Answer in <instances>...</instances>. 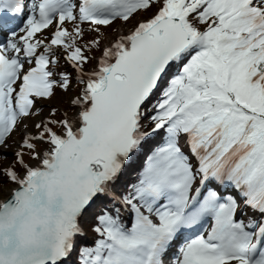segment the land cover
I'll return each instance as SVG.
<instances>
[{"label": "snow or ice", "instance_id": "1", "mask_svg": "<svg viewBox=\"0 0 264 264\" xmlns=\"http://www.w3.org/2000/svg\"><path fill=\"white\" fill-rule=\"evenodd\" d=\"M13 147L0 264H264V0H0Z\"/></svg>", "mask_w": 264, "mask_h": 264}, {"label": "trees", "instance_id": "2", "mask_svg": "<svg viewBox=\"0 0 264 264\" xmlns=\"http://www.w3.org/2000/svg\"><path fill=\"white\" fill-rule=\"evenodd\" d=\"M147 15H149V13L147 14ZM72 27V26H71ZM71 29V28H70ZM109 31H111V29L109 30ZM61 67H63L66 71H69V72H72L73 70L70 68V67H68L66 64H64V66L63 65H61ZM77 91L78 90H73V91H70V92H68V93H66V94H69V96L71 97V95L72 94H76L77 93ZM59 93H62L61 91H57V95H60ZM68 99H67V101H64L62 104H57V102H54V103H52V104H50V102L49 101H46V102H43V107H46V111H48V110H50L51 109V107H57V108H59L60 110H61V112H63V111H66V110H68ZM44 104H45V106H44ZM69 112H71V111H69ZM72 113V112H71ZM12 159H13V157L11 156V154H9L8 155V159L6 160V161H0V164H3V165H7V164H10L11 162H12Z\"/></svg>", "mask_w": 264, "mask_h": 264}, {"label": "rangeland", "instance_id": "3", "mask_svg": "<svg viewBox=\"0 0 264 264\" xmlns=\"http://www.w3.org/2000/svg\"><path fill=\"white\" fill-rule=\"evenodd\" d=\"M149 14H151V13H149ZM133 23H135V21H133ZM119 27V26H118ZM93 65V64H92ZM60 95H57L56 94V96L53 98V99H51V100H49V102H50V104H52V103H54V102H57V104L59 105V104H62L64 101H67V99L69 100V98H70V96H69V94H66V93H59ZM45 105V104H44ZM44 113H43V117H44ZM43 117H41V118H43ZM34 121H29V123H33ZM20 135L21 134H17V139H14L13 138V141H19V139H20ZM12 141V142H13ZM13 151H15V147H13L12 149H9L8 150V152H9V154L11 153V152H13ZM87 245H92L93 244V242H94V240L96 239V235L93 233V232H91V231H88L87 232Z\"/></svg>", "mask_w": 264, "mask_h": 264}, {"label": "bare ground", "instance_id": "4", "mask_svg": "<svg viewBox=\"0 0 264 264\" xmlns=\"http://www.w3.org/2000/svg\"><path fill=\"white\" fill-rule=\"evenodd\" d=\"M131 169L133 170V168H131ZM137 180H138V178H137V173L134 171V176L131 177V178H129V179H128V182H135V183H136ZM128 219H129V218H128ZM128 219H127V220H128ZM127 220H126V221H127Z\"/></svg>", "mask_w": 264, "mask_h": 264}]
</instances>
